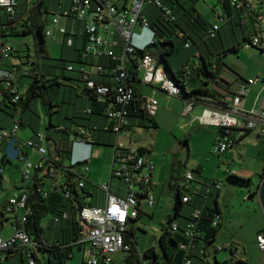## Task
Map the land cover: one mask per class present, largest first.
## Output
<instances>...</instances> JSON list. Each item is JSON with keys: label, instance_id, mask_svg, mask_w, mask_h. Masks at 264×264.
Returning a JSON list of instances; mask_svg holds the SVG:
<instances>
[{"label": "built area", "instance_id": "2783aa9c", "mask_svg": "<svg viewBox=\"0 0 264 264\" xmlns=\"http://www.w3.org/2000/svg\"><path fill=\"white\" fill-rule=\"evenodd\" d=\"M0 0V63L4 59L11 58L14 48L4 39L10 31L19 26L23 29L32 10L42 0ZM230 6L243 10V23L253 20L256 33L249 36L247 46L257 48L264 53V12L262 5L264 0H228ZM156 4L162 8V16L167 20H173L174 15L169 7L163 6L160 0H130L128 3H117L111 0H70L69 3L57 6L54 10L52 23L63 34V44L74 46L76 38L84 39L80 45L78 58L80 80L84 83L83 91L91 96H97L99 101H106L104 114L110 121L104 130L111 131L114 140L113 156L111 164V177H116L124 182L126 194L111 191L110 181L103 183L100 188L106 192L103 205L83 204L78 210L80 217L81 234L74 243L83 248V254L88 255L87 264H109L113 261L112 254L123 251L126 254L132 248V239L129 232L131 221L135 220L143 204L152 206L155 195L152 191L154 163L145 148L137 145L126 144L121 137L127 138L133 127L128 117L129 104L133 101L137 92L140 93L141 107L150 116L156 115L158 99L154 93L158 90L167 96L179 97L183 100V114L191 113L196 106H201L199 119L203 124L219 126V132L213 144V153L223 155L228 149L238 143L247 130L264 127V111L243 107V99L249 92V86L256 84L260 78H249L237 83L231 101H217L206 95L198 98H182V85L187 83L192 73V67L186 63L182 65L183 82L179 83L173 73L160 63L155 55L145 51L147 45L153 43V34L149 32V21L143 15L144 4ZM218 18L223 20L222 11H217ZM61 17L74 20L78 24L72 29L71 36L67 37V27H58ZM149 33L143 45H135L133 37L136 35V26ZM219 23H213L208 30V35L214 37L219 29ZM45 35H51L52 31L46 29ZM148 35V34H147ZM186 47L189 43L185 44ZM67 69L74 71L72 64ZM19 71L18 64H11L0 73V102L9 94L13 103H20L25 96L13 84V75ZM149 92H147V91ZM186 91H190L186 89ZM11 94H14L11 96ZM107 99V100H106ZM87 114L91 108L84 110ZM21 122L13 120L8 126L0 127V175L6 170L7 163L14 160L23 161L22 178L31 180L35 191L42 195L50 192H59L64 197L77 201L73 189L84 187L88 175L82 170H76L78 162H86L82 166L88 172L89 156L74 159L71 147V164L64 165L57 157L51 155L50 150L44 144L45 135L36 133L37 140L22 139L18 136ZM77 137L72 140L80 145H90L93 142L91 130L87 126L76 129ZM25 148L35 151L39 158L33 161ZM10 161V162H9ZM80 168V169H82ZM67 173V174H66ZM69 177V178H68ZM46 179L50 185L46 188ZM182 201L190 202L192 198L201 193V186L195 180L191 171L183 175ZM22 186L7 199L1 213L2 222L0 231L5 228L6 213L13 214V231L6 237L0 233V262L8 261L11 256L19 254L28 260L27 264L40 262L41 248L47 245L45 239L36 238L26 230V222L32 213L28 204L29 188ZM207 195L213 188L220 189L221 182L213 180L207 183ZM136 186L137 188H134ZM203 214V207H195L192 217L184 226L185 242L181 248L186 252L184 264H191V255L205 258L204 249H198L196 241L200 232L197 229L198 221ZM68 212L63 214L69 218ZM59 216H53L58 222ZM219 223V217L213 219V225ZM178 229V224H173V230ZM259 247L264 250V230L257 234Z\"/></svg>", "mask_w": 264, "mask_h": 264}, {"label": "rangeland", "instance_id": "374dc122", "mask_svg": "<svg viewBox=\"0 0 264 264\" xmlns=\"http://www.w3.org/2000/svg\"><path fill=\"white\" fill-rule=\"evenodd\" d=\"M61 1L66 0H46L48 13L44 11L42 15V19L46 22V29L52 31L51 35L45 36L46 49L51 58H42L38 55L34 33L22 34L20 26L16 29L17 34H12L10 31L4 37L12 45L14 51L11 58L3 60V66L8 68L12 64L11 62H16L19 65V71L13 75L14 83L19 91L26 93L38 70L41 74H46V83L42 86V96L31 98L27 108L4 106L6 109L4 110L8 114L5 111L2 113L6 117V122L11 119L21 122L18 136L22 139L32 138L35 135L37 140L35 133L42 132L45 135L44 144L50 150L51 155L57 157L64 165L70 166L71 160L62 152L58 153L57 148L61 149L63 145H68L70 149L72 147L73 158L79 159L84 147L78 143H74L72 146V140L76 139L73 131L85 125L95 131V128L101 127V120L96 117L97 115L89 117L84 112L85 109L91 107V102L89 99L87 101L81 93V86L83 87L84 83L80 80L77 71L79 68V63L76 61L77 50L74 47L63 45V34L58 30L55 31L56 26L52 23L54 10L58 6L56 4ZM19 2L25 1L19 0ZM180 2L186 7L195 6L209 24L219 23L222 25L224 23L217 15V11L221 9L218 0H180ZM174 5L177 7L176 3ZM262 10L264 12V3ZM143 11L149 17L158 14L160 9L154 3L150 5L145 3ZM29 24L31 25V21ZM67 24V19L61 17L58 27H67ZM71 26L72 24L67 29V37L71 36ZM223 27L225 47H230L236 41L232 39L233 36L230 35L227 26L224 25ZM239 35L241 36V29L237 26L235 37L239 39ZM147 36V30H141V27L137 25L133 43L143 45ZM171 37L177 47L174 54L169 57L175 71H178L184 63L192 66L200 60L198 56L192 55L196 50L195 46L186 49L175 33ZM215 56L220 62L224 79L227 80L228 84L232 83L231 87L233 88L231 90L234 89L233 85L235 82L238 83V80L243 81L249 78H257V76L260 79L264 78V53L257 48L247 46L246 43L237 51L228 50L221 56L216 52ZM69 64L74 66V71L67 69ZM191 74L192 79L188 84L189 90L195 86H202V79L197 72L192 70ZM202 76L206 77L205 75ZM64 79H71V83ZM262 80L259 84L264 82ZM218 81L222 83L219 77ZM213 84L214 82L210 81L211 87ZM232 94L233 91L231 94H227L228 101H231ZM164 95L166 94H157V98L161 102L168 99L167 104L160 103L157 106V110L162 111V113L160 112L153 117L154 122H149L148 117H144L146 128H139L148 140L147 147L150 149L151 157L156 162V172L160 175V179H157L158 184L153 189L154 204L152 206L143 204L139 217L131 222L138 250L143 253L158 240L164 226L168 225L169 216L173 215V204L178 189L180 192L183 191V175L185 172L191 171L198 184L201 187L204 186L205 189L208 188L206 184L213 180L221 182L219 190L213 188V191L207 195L210 198L211 207H215V199L219 201L221 207L219 232L216 239L210 243L207 259L196 264H232L231 247L237 249L238 257L246 260L245 264H264V250L259 247L257 242V234L264 228V211L259 197V185L263 177L264 167V127L258 126L250 130L238 143L220 156L213 153L212 140L216 128L198 125V123L193 128H181L184 120L179 116V113L183 110V100L167 95L168 98H166ZM262 96L264 95L250 94L246 110H249L253 105H260ZM166 106L172 107L173 111H168ZM22 114L23 122L20 119ZM107 121L109 120L107 119ZM155 121L157 125L154 124ZM189 134L190 137L188 138ZM121 139L125 138L121 137ZM95 144L102 146L96 145L94 147L93 162L89 164L90 171L86 172L78 165L75 169L82 170L88 175V180L85 181L87 185L92 184L100 187L101 184L108 183L111 178L113 147L103 142H95ZM98 149L101 151L100 154L97 153ZM29 158L36 161L39 154L36 153L35 157L32 155ZM22 168L23 161L14 160L7 165L3 176H0V223L2 222L1 212L4 202L19 189L16 187L31 184V180H23ZM231 175H236L238 178ZM113 180L111 191L114 192L116 182H120L122 187L121 190L118 189V193L125 195L127 185L116 177H113ZM49 185L50 181L46 179V188ZM134 188L137 187L134 186ZM85 191L89 192L88 190ZM218 192L220 195L217 197ZM80 193L82 194L83 191L80 190ZM94 198L88 194L84 198L85 204H90ZM188 207L185 203L181 213H186ZM14 217L13 214L6 213L5 228L0 231L2 236L6 237L13 231ZM77 218L80 220L78 215ZM41 222L46 231L48 225L54 223L52 215L49 213L43 216ZM39 254L40 264H46L47 255L41 251ZM125 255L126 253L123 251L114 252L112 254L113 261L109 264H128L123 261ZM20 257L19 253L16 257L1 264H27L28 260L26 259L22 263ZM84 259H88L87 254ZM82 260L83 251L75 247L72 258L67 260V264H81Z\"/></svg>", "mask_w": 264, "mask_h": 264}, {"label": "trees", "instance_id": "16d2710c", "mask_svg": "<svg viewBox=\"0 0 264 264\" xmlns=\"http://www.w3.org/2000/svg\"><path fill=\"white\" fill-rule=\"evenodd\" d=\"M163 6L169 7L172 10V14L174 15L173 20H167L162 16V8L156 6L160 9V12L155 16L151 15L149 17L143 11V15L147 17L149 21V32L153 34V43L147 45L145 51L139 50L138 53L143 54L146 51L155 55L158 61L164 64L171 73L175 76L176 80L179 83L183 82V75H182V65L179 67L178 71H174L172 69V64L169 60V57L174 54L177 47L174 43V39L171 37L172 34L175 33L176 37L182 42L183 47L186 49L191 48L192 46L196 47L195 52L192 55H200L204 59V64L202 63H194L192 64V69L195 70L200 77V75H205L206 77L216 78L217 76L215 73H211L207 66L211 63L209 61L210 56H214V62L219 61L217 56H215L216 52L221 56L222 54L226 53L228 50L237 51L241 48L244 42L249 41V36L252 33H256V30L253 26V20L251 18L250 21L243 23L242 13L243 10H238L230 6L228 0H218V3L221 7V11L223 13L222 18L225 22L223 25L219 26L218 31L214 35V37H210L208 35V30L212 26L209 24L206 19L198 12L195 6L186 7L183 5L180 0H160ZM46 0H42L38 5L34 7L30 17L25 20L23 27L22 34H27L30 32L34 33L36 49L39 56L42 58L48 57L51 58L48 54L45 45V30H46V22L42 19V15L44 11L48 13V4H45ZM177 4V7H175ZM65 4L64 2H59L56 5L60 6ZM150 5V4H148ZM173 7V8H172ZM180 19L178 20V18ZM31 21V25L29 24ZM227 26L228 31L232 35V39L236 41L230 47H225L223 33L222 30L224 29L223 26ZM240 27L241 29V36L239 35V39L236 36V27ZM179 28V31H177ZM177 31V32H176ZM16 30L12 31V34H17ZM231 38V37H230ZM76 43L74 44V49L77 50L76 61H79L78 58L80 56V45L81 42L84 40L82 38H76ZM84 42V41H83ZM186 43H189V46L186 47ZM64 45V44H63ZM197 53V54H196ZM79 63V62H78ZM186 64V63H184ZM192 79V74L190 79L187 83L182 85L183 88V99L188 97H195L198 98L200 95H207L210 97H214V94H211L208 87L204 88V86L199 88H192L190 91H186L187 85L189 84L190 80ZM244 79V78H242ZM46 83V74H41L40 72H36L35 76H33V81L31 82L30 86L28 87L26 93H23L25 96V100L20 103H13L10 100L9 94H6V98L0 102V109L5 111V107L8 106H21L22 109H25L29 106V102L31 98L42 96V86ZM205 84V82H203ZM19 89H17V92ZM89 100L91 102V110L92 112L89 117H104L106 120L108 119L107 116L104 114V110L106 107V101H99L97 96H91L87 93ZM14 94H11L13 96ZM51 98V97H50ZM107 100V99H106ZM51 102V100H50ZM3 107V108H2ZM5 109V110H4ZM129 113L128 117L131 121L132 117L135 118H144L148 117L149 122H154V118L150 117L145 110L141 107V99L140 93L137 92L136 98L131 101L129 104ZM6 112V111H5ZM7 113V112H6ZM8 114V113H7ZM109 120V119H108ZM156 125V123H154ZM110 128V123L108 124ZM88 126V125H85ZM105 126V125H104ZM104 126L95 128L96 130H91V136L94 137L93 141L97 143H106L110 142L111 131L104 130ZM247 130L246 132H249ZM95 132V133H94ZM74 135L77 137V131H73ZM246 134V133H245ZM75 137V138H76ZM108 138V140H107ZM243 138V137H242ZM107 140V141H106ZM107 144V143H106ZM58 153L62 152L65 156L69 159L71 158V149L70 147L63 145V148L58 149ZM263 152H264V139H263ZM10 162V161H9ZM12 163V162H10ZM86 162L80 161L78 162V166L82 167ZM62 162H60L61 168ZM67 174V173H66ZM263 175H264V167H263ZM0 176H3L1 174ZM235 178L236 175H231ZM69 178V177H68ZM1 185V182H0ZM85 186V184H84ZM29 196H28V204L32 208V213L28 217V221L26 222V230L35 236L36 238H43L47 241V245L41 248V252H44L47 255L46 264H67V260L72 258L74 248H78L79 250H83L82 246L79 244H75L74 242L78 240L81 234V227H80V220H78V210L81 206L85 203L84 198L90 192L85 191V187L79 189H73V192L77 199V204L73 202V200L64 197L59 192H50L48 195H42L35 191L33 185H29ZM80 190L83 193H80ZM200 195V194H199ZM195 197V196H194ZM193 199V198H192ZM190 202H183L182 201V192L178 189L174 204H173V215L169 216L168 225L164 226L163 232L159 236L158 240L155 241V244L147 251L140 252L137 248V240L133 234L132 226L129 232L130 238L132 239V248L131 250L125 255L123 261L128 264H184L185 257H187L186 252L181 248V244L185 242V235H184V226L180 225L179 220L184 218L189 221L192 217L189 215H185L181 213L183 204L191 203ZM199 205H194L192 210ZM203 207V214L198 221L197 229L200 232L199 240L196 241L198 244L199 242H204L205 244L212 243L219 232V223L217 225H213V219L220 217V210L218 209V205L216 202L215 207ZM75 211V215H74ZM68 212L71 214L69 218H64L63 214ZM141 212V211H140ZM192 212V211H191ZM190 212V213H191ZM2 213V212H1ZM47 213L52 215V220L54 223L48 225L47 231L45 230L44 226L42 225V218ZM140 215V214H139ZM53 216H59L58 222H55ZM137 219V218H136ZM135 219V220H136ZM178 224V229L173 230V224ZM261 230H264L261 229ZM260 230V231H261ZM259 231V232H260ZM202 249L205 248L203 247ZM206 254V252H205ZM193 258H201L198 255H191ZM21 262H25V257H20ZM232 264H245L246 260L241 258H232ZM1 264V262H0ZM37 264H40L37 263ZM81 264H87L85 259L82 260Z\"/></svg>", "mask_w": 264, "mask_h": 264}, {"label": "crops", "instance_id": "0c3cea01", "mask_svg": "<svg viewBox=\"0 0 264 264\" xmlns=\"http://www.w3.org/2000/svg\"><path fill=\"white\" fill-rule=\"evenodd\" d=\"M69 1L70 0H66L65 1V3H69ZM111 1H114V2H117V3H119V4H121V3H128L130 0H111ZM225 23V22H224ZM223 23V24H224ZM70 24H72V29L73 28H75L76 26H77V22L76 21H74V20H69L68 21V27L70 26ZM222 24V25H223ZM147 34H148V36H149V33L147 32ZM197 54V53H196ZM1 56V55H0ZM12 56H13V54H12ZM195 56H198V55H195ZM211 58H209V61L211 62L210 64H209V66H207V69L209 70V71H211V73H215V75L217 76L216 78H211V77H204V76H202V75H200V79H202V87L204 86V88H206V87H208L209 89H210V93L211 94H214V97L212 98V97H210V96H208V97H210V98H212V99H215V100H217V101H228V99H227V94H231L232 93V91H234V89L233 90H231L233 87H231V85H232V83H229L228 84V82H226L227 80H225L224 78H225V76L223 75V73H222V69H221V67H220V62L219 61H216V62H214V56L212 57V55L210 56ZM198 58L200 59L198 62L199 63H202V64H204V59L202 58V57H200V55L198 56ZM12 64L14 63V64H17L16 62H11ZM5 69H7V67H4L3 66V61H2V63H0V73H2V71L3 70H5ZM172 69L174 70V68H173V66H172ZM175 71V70H174ZM37 72H39V70L37 71ZM202 76V77H201ZM218 77L220 78V80L222 81V83H220L219 81H218ZM257 77H259V76H257ZM255 78V77H254ZM262 79H264L263 77H262ZM262 79H260L256 84H254V85H251V86H249V92H248V94H247V96L243 99V102H242V105H243V107L244 108H246V104L248 103V97H249V95L250 94H257V95H264V82L262 83V84H259V82L262 80ZM66 82H69V83H71L70 81H71V79H64ZM210 81H213L214 82V84L212 85V87L210 86ZM262 81H264V80H262ZM203 82H205V84H203ZM240 82H242V81H240V80H238V84L240 83ZM236 83L237 82H235L234 83V88H235V85H236ZM13 84H14V86L17 88V86L15 85V83H14V80H13ZM224 84V85H223ZM78 88H80V86H78V85H76ZM199 87H201V86H195V88H199ZM18 89V88H17ZM187 89L189 90V87H188V85H187ZM191 89V88H190ZM161 92V93H160ZM228 92V93H227ZM22 93V92H21ZM81 93H84V91H83V87L81 86ZM150 93V92H149ZM163 92L162 91H160V90H158V91H156L155 93H154V95L153 96H155V98L156 99H158V101H159V98H157V94H162ZM165 94V93H164ZM226 94V95H225ZM83 96H85L86 98L85 99H87V101H88V99H89V97L86 95V94H82ZM166 98H168L166 95H164ZM207 96V95H206ZM172 97V96H171ZM175 98H178L179 99V97H175ZM181 99V98H180ZM167 100L168 99H165L164 100V102H161V101H159V104L160 103H164V104H167ZM262 101H261V104L260 105H253V106H251L250 107V109L251 108H256V109H262L263 111H264V96H262V99H261ZM12 107H14V106H12ZM166 108H167V110L168 111H170V112H172L173 111V108L172 107H169L168 108V106H166ZM165 108V109H166ZM201 106H196L195 108H194V110L191 112V113H189V114H186V115H184L183 114V111H180V113H179V116H181V118H182V120H184V123H182L181 124V128H183V129H186V128H193L197 123H198V125H203V126H210V127H215L216 129L214 130V135H213V144H214V142H215V139H216V137H217V135H218V132H219V126H217V125H214V124H203V123H201V121H200V119H199V116L201 115ZM158 109V108H157ZM25 112V111H24ZM160 112L162 113V111H160V110H157L156 111V115L159 113L160 114ZM26 113V112H25ZM24 114V113H23ZM23 114H22V116H21V120H22V118H23ZM155 115V116H156ZM154 116V117H155ZM97 118H99L101 121V127L102 126H104V125H108L109 123H110V121H107L106 120V118H104V117H100V116H98ZM6 117H5V115H3V113H2V110L0 109V127H5V126H8L13 120L11 119V120H9L8 122H6ZM154 120V119H153ZM22 122H23V120H22ZM131 125H132V127H133V130L131 131V133H130V135L127 137V138H125V139H123V141L126 143V144H128V145H132V144H137V145H139V146H141V147H143V148H145V150H146V152L148 153V155H149V157L151 158V160L153 161V163H154V171H153V178H152V180H153V185H152V191H153V189H154V186L155 185H157L158 184V182H157V179H160V175L159 174H157V169H156V162H154V159L151 157V155H150V149L147 147V138H145L144 137V135L142 134V131L139 129V128H146V122H145V119L142 117V118H135V117H132L131 118ZM155 123H156V121H155ZM157 125V124H156ZM139 129V130H138ZM252 130V129H251ZM250 132V131H249ZM249 132H246V134H244L243 135V137L245 136V135H247ZM35 133V132H34ZM36 134V133H35ZM92 136H93V134H92ZM190 137V134L188 135V138ZM110 138V142H106L107 144L106 145H109V146H111V143H112V141L114 140V135L113 134H111V136L109 137ZM27 139H32V140H34V141H36V139H35V135L32 137V138H27ZM93 139H94V137H93ZM105 144V143H104ZM102 146V145H100V144H95V142H92L90 145H82L83 147H84V151L82 152V153H80V157H79V159H81V158H83V157H85V156H89V162H88V164H90V163H92L93 162V152H94V147L95 146ZM105 145V146H106ZM1 147V146H0ZM25 151L26 152H28L29 153V156H34L35 157V154L37 153V152H35V151H32V150H30V149H27V148H25ZM97 153L98 154H100L101 153V151L98 149L97 150ZM8 164H11V163H7V165ZM7 165H6V167H7ZM199 168V167H198ZM90 171V170H89ZM88 180V179H87ZM110 188L112 189V183H113V177H111L110 178ZM22 186H20V187H16V188H21ZM85 189L86 190H88L90 193H91V195L93 196V198H94V195H96V198H94V199H92V201L90 202V204L91 205H103L104 203H105V199H106V192L105 191H103L100 187H96V185H87L86 183H85ZM115 187H116V189L114 190V192H116V193H118V189H120L121 190V183L120 182H116V185H115ZM19 190V189H18ZM18 190H16V191H18ZM205 190H206V192H205ZM217 190H219V189H217ZM212 191H213V189H212ZM211 191V192H212ZM220 192V191H219ZM217 193V197L220 195V193ZM154 193V192H153ZM209 195V194H208ZM216 202H217V205H218V209L220 210V214H221V207H220V205H219V201L217 200V199H215V205H216ZM5 203V202H4ZM189 207H188V209H187V212L186 213H184L185 215H189L190 214V212L192 211V208H193V206L194 205H199V206H207V207H211L210 206V198H209V196H207V188L205 189V187L204 186H202L201 187V193H200V195H196L195 197H193V199H192V202L191 203H186ZM4 205V204H3ZM184 205L185 204H183V208H184ZM182 208V209H183ZM183 213V212H182ZM140 214V213H139ZM138 217H139V215H138ZM137 217V218H138ZM221 215H220V217H219V225H220V223H221ZM7 220V219H6ZM4 221H5V219H4ZM132 222V221H131ZM180 225H182V226H184L185 224H186V220L185 219H180ZM131 224V223H130ZM131 226H132V224H131ZM209 246H210V244H205L203 241L202 242H199L198 244H197V248L198 249H201V248H205V252H206V256H205V258H193L192 259V262H191V264H196L197 262H204V260H206L207 259V251H208V248H209ZM237 249H233V247H231V252H232V255H233V257H231V258H241V257H238V253H237V251H236ZM17 256V254H15V255H13V256H11V257H16ZM84 256H85V254H83V259H84ZM209 258V257H208ZM11 259V258H10ZM21 260V259H20ZM195 260H196V262H195ZM208 263V262H207Z\"/></svg>", "mask_w": 264, "mask_h": 264}, {"label": "water", "instance_id": "95a60500", "mask_svg": "<svg viewBox=\"0 0 264 264\" xmlns=\"http://www.w3.org/2000/svg\"><path fill=\"white\" fill-rule=\"evenodd\" d=\"M259 197H260V202H261V205L264 211V175L259 185Z\"/></svg>", "mask_w": 264, "mask_h": 264}]
</instances>
